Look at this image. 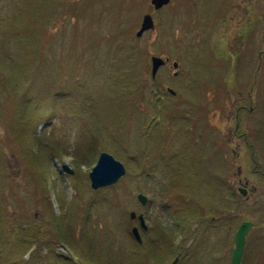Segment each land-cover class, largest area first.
Segmentation results:
<instances>
[{"label":"rangeland","instance_id":"obj_1","mask_svg":"<svg viewBox=\"0 0 264 264\" xmlns=\"http://www.w3.org/2000/svg\"><path fill=\"white\" fill-rule=\"evenodd\" d=\"M230 1L241 9V16L245 7H253L257 31L248 40L226 42L228 48H237L236 53L218 48L216 55L212 45L218 44L207 38L214 19ZM148 3L0 0L1 264H72L67 256L77 255L59 238L58 225L69 241L94 250V257L84 261L88 264H111L113 256L130 261L127 264H143L142 248H156L159 240L153 234L152 240L145 237L143 245H137L131 230L139 222L127 229L125 220L131 221L135 210L158 229L174 222L170 208L181 200H195L207 218L195 226V237L189 228L192 222L184 234L174 232L177 246L194 251L189 264H231L232 241L244 220L254 225L243 263L262 261L257 242L264 240V0H173L163 14L161 44L145 33L137 36L144 14L154 10ZM246 17L249 23L251 16ZM133 28L130 34L127 29ZM170 28L175 29L173 36ZM153 55L171 56L179 67H160L154 77ZM226 55L232 56V73ZM165 85L176 94L166 93V100L157 102ZM136 92L145 100L125 99ZM193 94L199 98L193 102L200 107L199 115H177V110L190 107ZM158 108L160 116L155 114ZM205 115L212 136L206 143L191 142L192 132L184 124L203 127L198 116ZM235 117L237 130L246 138L260 135L256 144L261 175L254 172L257 153L248 150L242 138L237 148L242 156L236 162L229 143L237 127ZM217 135L226 142L224 166L223 155L201 158L215 151ZM103 151L120 159L126 173L95 190L90 172ZM238 164L254 185L249 193L233 180ZM219 178L229 179L231 190L224 191ZM181 184L182 190H175ZM140 193L148 196L145 205L138 199ZM223 195L231 207L235 198L239 203L228 209ZM219 203L226 209L218 208ZM29 221L41 225L32 227L41 228L42 241L51 242L44 244L41 262L30 254L36 246L20 244L11 233L18 222ZM141 232L151 236L154 231ZM108 252L116 255L106 257ZM169 257L167 264L172 263Z\"/></svg>","mask_w":264,"mask_h":264},{"label":"trees","instance_id":"obj_2","mask_svg":"<svg viewBox=\"0 0 264 264\" xmlns=\"http://www.w3.org/2000/svg\"><path fill=\"white\" fill-rule=\"evenodd\" d=\"M149 1V0H148ZM226 3V2H225ZM148 7L149 8H153L152 7V5L150 4V3H148ZM225 7V6H224ZM223 7V8H224ZM223 11H221L220 12V15H222L221 13H222ZM218 17V16H217ZM216 17V18H217ZM216 22H214L213 24L215 25V27H216V29L217 30H219L220 31V28H219V26L217 27V24H215ZM226 25V24H225ZM224 25H222V27H223ZM209 41H211V40H209ZM220 41V40H219ZM214 43V41H211V43ZM216 42V41H215ZM221 43V42H220ZM217 44V43H216ZM213 47H212V53L213 54H216V50L219 48V46H217V49L215 48V46L214 45H212ZM220 48H223L225 51H227L228 53H236V50L235 49H230V48H228L227 47V45H226V41L223 43V45L220 47ZM214 50V51H213ZM217 55V54H216ZM262 56V55H261ZM219 57H221V58H223L222 56H219ZM232 56H230V55H226L224 58V60H225V62H226V64H227V69L229 70V72L230 73H232L231 72V70H230V58H231ZM260 60H261V57L259 58ZM195 82H196V85L199 83L200 84V81L199 80H197V79H195ZM234 82H236L237 83V81L235 80ZM235 84V83H234ZM190 85V84H189ZM195 84H193L192 86L194 87V86H196ZM143 86H144V84H143ZM217 88L216 89H219V86H216ZM159 89H161V87L160 88H158V90ZM194 90H197V92H198V89H197V86L194 88ZM171 94V95H174V94H172V93H168L166 90H165V94ZM217 94V93H216ZM250 94V93H249ZM218 95V94H217ZM251 95V94H250ZM164 96H166V95H164ZM195 95L193 94V101L191 100H189L187 103H191V105H190V107L189 108H187L186 109V111L184 112V111H181V110H177V115L179 114V115H182V114H184L185 113V115H183L184 117H187L188 116V114H193L194 112H197L198 113V115H199V111H197V110H200V107L199 106H195V104H193V102H195V101H197L199 98H196V97H194ZM252 97H254L253 95H251ZM138 98V101H141L142 99H144V94L142 93V92H136L135 93V95H128L125 99H128L129 98V100H133L134 98ZM160 98L162 97L161 95L159 96ZM160 98H157V102H162V100H160ZM264 98V97H263ZM219 99V98H218ZM145 100V99H144ZM137 101V102H138ZM185 101V100H184ZM187 101V100H186ZM218 101V100H217ZM252 101H254V100H252ZM262 102L264 101V99L263 100H261ZM167 102V101H166ZM169 102V101H168ZM140 104V103H139ZM141 105H142V103H141ZM163 105V104H162ZM252 106H251V108H250V110H252V108L253 107H255V105H253V103L251 104ZM163 107H167L166 106V104H164V106ZM192 107V108H191ZM159 108H160V106H159ZM159 108L157 109V111H155V114H158V116H160V111H159ZM144 109V111H145V108H143ZM161 109V108H160ZM196 109V110H195ZM262 109H264V105H263V107H262ZM202 111V110H201ZM159 112V113H158ZM170 111L167 109V111H166V113H169ZM164 113H165V110H164ZM171 113V115H172V112H170ZM174 117V116H173ZM205 117V118H204ZM204 118V119H203ZM198 119L199 120H203L204 121V125H203V127H200V128H197V126L196 125H193L192 123H188L187 125L186 124H184V126H185V128H187V131L188 132H192V135H193V140L191 139L190 141L191 142H198V141H200V140H202V143H204V142H206V141H203V138H199V137H196V136H199V135H201V133H200V129L204 132H207V134H209V136H212V132H211V130H210V132H208V129H209V126H211L208 122H207V115H205V116H198ZM192 122V121H191ZM203 128V129H202ZM236 129V128H235ZM238 129V128H237ZM241 129L243 130V128L241 127ZM245 135V134H244ZM243 135V136H244ZM243 136H242V139H243V141H244V143H245V145H246V147H248V150H252L253 149V151L255 152V153H257V167H256V169H257V171H254L255 173H257V174H259V175H261V171L259 170V165H261V161L259 160V156H258V153H260V151H258V143H257V138H259L260 137V135L259 134H255V133H253V135H250V137L249 138H246V136H244V138H243ZM254 136H255V139H254ZM190 139V138H189ZM257 143V144H256ZM208 145H209V147H210V142L208 143ZM28 146H30V144L28 145ZM201 146H203V145H201ZM209 153H207V154H204V155H206V156H201V158L204 160V161H209V160H211V159H214L216 156H222L223 154L225 155V152H224V150H222L221 148H220V146H219V144L218 143H216L215 144V151L214 152H210V151H208ZM224 155H223V160H222V166H224V163H225V159H224ZM261 155V154H260ZM201 158H200V161H201ZM222 158V157H221ZM260 158H261V156H260ZM262 166V165H261ZM219 180H220V182H221V186H222V189L224 190V191H229V190H231L230 189V183H228L227 181H225V180H223L222 178H219ZM182 186V187H181ZM228 187V188H227ZM178 188H180L181 190H182V188H183V185L181 184L180 186H177V187H175V190L176 189H178ZM180 189H178V190H180ZM177 190V191H178ZM176 191V192H177ZM224 196V195H223ZM223 199H225V196L223 197V198H221V200H222V202H223V204L225 205V207H228V209H231L232 207H236L237 206V204L239 203L238 202V200L235 198V203L232 205V207H231V205L227 202V201H225V203H224V201H223ZM227 202V203H226ZM189 203H191V205L193 206L192 207V209L194 210V212H192V209H190V208H187V204H189ZM190 205V204H189ZM217 205V204H216ZM236 205V206H235ZM201 206L199 205V204H197L196 203V201L195 200H191V201H186V200H181V201H179V202H177V204L176 203H172V206H171V211L173 212V219H174V222H172L171 224H162V225H158V226H160V228H158V230H157V232H156V239H158L159 240V242L155 245L156 246V248L157 249H161L162 247H166V248H170V249H173L174 251H173V253L170 255V257H169V260H170V258H173L175 255H177V253H180V252H185L188 248H187V246H184V245H182L183 247H181V245H178L177 246V244H179L178 242H176L175 240H174V232L175 231H177V230H179V231H181L183 234L185 233V229L187 228V226H190V224H191V222L193 223V225L191 226V227H189V228H191V230H192V232H193V237H195L196 235H197V232H198V230H195V226H197V224H199V222H201V223H203V222H205V219H207L206 218V216L203 214V210L200 208ZM224 206L222 207V205L219 203V206H218V208H220V209H226ZM184 208H186V210L184 209ZM220 211H222V210H220ZM215 217V216H214ZM190 221V222H189ZM224 221V220H223ZM190 223V224H189ZM224 223V222H223ZM36 222L35 223H33V222H31V221H29V222H21V223H19L18 222V225H15L12 229V234L15 236V238H16V240L20 243V244H23V243H28V245L30 246V245H32V246H36V248L35 249H33V252L32 253H30L31 254V257H33V258H35V257H37V259H38V261H40V258H41V252H43V250H44V246L46 245V244H48V245H51V242H44V241H42L41 240V237H42V233H41V228L39 227V228H37V227H32V226H36ZM225 224V223H224ZM226 224H228V223H226ZM225 224V225H226ZM37 225H40V224H37ZM210 223L208 224V225H206L205 227H204V229L206 230L208 227L210 228ZM41 226V225H40ZM33 228V229H32ZM182 234V235H183ZM46 235V234H45ZM58 236H59V238L62 240V239H64V241L69 245V247H71V249L73 250V252L77 255V257H78V259H79V264H88L87 262H84L85 260H87V257L89 256H92V253H94V250H92V248L90 249V247L89 246H86V248L88 249L89 248V252H87V250H86V248L84 249V247H82L83 245H78V244H75V243H73L72 241H69V237L68 236H65V235H63L62 233H61V231H60V226L58 225ZM200 238H202V237H198L197 239H200ZM203 238H204V236H203ZM134 239V238H133ZM192 239H194V238H192ZM198 241V240H197ZM72 242V243H71ZM46 243V244H45ZM135 243L137 244V245H139L138 244V242L135 240ZM177 243V244H176ZM234 243V238H233V241H232V244ZM45 244V245H44ZM260 244H262V246H263V248H260ZM140 246V245H139ZM257 247H258V250H257V253H258V251H259V255H261L263 258H262V261H260L259 262V264H264V240H262V242L260 243V242H257ZM2 249H5V247H3ZM189 251V250H188ZM118 254V253H117ZM3 254H2V252H0V264H1V262H2V259L4 258V256H2ZM113 255H116V254H113ZM113 255H111V253L110 252H108L107 254H106V257H112ZM247 252H246V249H245V254H244V256H245V258L247 257ZM30 256V255H29ZM119 256V255H118ZM118 256H116V257H118ZM194 256H195V254H194V251L193 252H191V251H189V259H187L186 258V255H183L182 256V258H181V261H180V263L179 264H189L190 262H191V260H193V258H194ZM92 257H94V256H92ZM142 257H143V255H142ZM252 257H254V256H252ZM190 258H192V259H190ZM118 259V258H117ZM117 259L113 256V263H111V264H124V263H126L127 264V262H130V261H126L125 259H121V260H119V261H117ZM253 259V258H252ZM146 261V258H144L143 257V263ZM13 262V261H12ZM15 262V261H14ZM41 262V261H40ZM39 262V263H40ZM246 262V261H245ZM243 263V264H246V263ZM93 264H101L100 262H98V263H95V261H94V263ZM247 264H252L251 263V260H250V262H248Z\"/></svg>","mask_w":264,"mask_h":264},{"label":"flooded vegetation","instance_id":"obj_3","mask_svg":"<svg viewBox=\"0 0 264 264\" xmlns=\"http://www.w3.org/2000/svg\"><path fill=\"white\" fill-rule=\"evenodd\" d=\"M172 3H173V0H171L170 4H167V5L163 6L161 9H158V10L154 9L152 12L147 11V13H145V14H152V16L154 17V20H155V26H154L153 29L147 30L144 33L147 35V37H150L151 39L159 38V43L160 44H161L160 40L164 36L163 27H162V25H164L163 24V19H164L163 14L165 12V9L169 5H171ZM239 9H238V5H236L234 1H230L227 4V6L224 8L223 12L221 13L222 15L219 14L218 17L214 19V22H216L215 24H217V27L219 26L220 31L216 29L215 25H213L211 30H210V32H209L207 40L208 41L209 40L216 41V43L218 44V46L220 48L225 41L229 42V43L231 41L240 42L244 38H246V40H248V38L255 36L256 31H257V29H256L257 19H254V16L252 15V13L254 11L253 7H251L250 9L245 7V12L243 13L244 15H242V16H241V9L240 10ZM245 14L251 16V19L249 20V23L247 21L248 17L245 18ZM237 17H238V20L235 21V19ZM166 19L170 21L171 25L173 24L174 21L171 19V17L170 18L166 17ZM243 19H245L246 21L244 22ZM166 25H168V23ZM222 25H224V26L222 27ZM136 26H134V28H136ZM134 28L133 29H127V30L130 32V34H133ZM170 30L172 31V36H173V33H174L175 29L170 28ZM122 31H126V29H124ZM215 48L217 49V46H215ZM236 49L237 48H235V50ZM164 58H167V60H166V63L162 67L167 66L168 68H171L173 66V63H174L172 57L168 56V55H165ZM176 71L173 69L172 73L175 74ZM176 75H178V74H176ZM165 86L163 88L164 89L163 90V94L161 95L162 97L160 98V100H162V101L166 100V98L164 97L165 90L168 93H171L169 91V88H171V87L169 85H165ZM236 124H237V127H236V129H235V131L233 133L234 135L231 136V138L229 140V143L231 144L232 153H233V155H234V157L236 159V162H238V161H240V158H241L242 155H241L240 151H237V148L240 146L239 144H240V142H242L241 138H242V136L244 134L237 130V128L239 126V122L237 121V117H235L234 126H236ZM221 134H222V132H221ZM217 136H219V143L218 144H219L220 148L221 149L222 148L223 149L226 148V142L221 137L222 135L221 136L217 135ZM196 137L203 138V141H206L207 138L211 137V136H209V134L207 135V133L201 131V135L196 136ZM254 138H255V136H254ZM204 143H206V142H204ZM234 144H236V148L234 147ZM224 152H226V151H224ZM228 161H229V163L232 162L230 160H228ZM226 162L227 161L225 160V163ZM242 174H243L242 173V167L238 164L237 172H235V174H234L235 178L233 180H234V182L236 184L238 183V184L241 185V187H240L241 191H244L243 190V186H244V187L247 188V191L246 190L245 191L249 193L250 187H252L254 185L251 184V180H250V178L248 176H243ZM224 180L229 183V179L226 178ZM255 189H256V186L254 187V190ZM145 218H146V221L148 222V217H147L146 214H145ZM137 220L139 221L138 218L134 219V221H137ZM125 224L127 225V229H128L129 225H131V221H129V220L126 221L125 220ZM158 228H160V226H158ZM152 230L154 231L153 233H151ZM157 230H158L157 227H154L153 224L149 225L148 228L143 230V231L144 232L149 231L151 233V236H149V234L145 235V233H144V235L142 234L143 239L145 237L146 238L148 237V238H151L150 240H152L153 234L156 235ZM150 250H152V253H151ZM173 251H174L173 249L166 248V247H164L162 249H157V248L151 247V246H147L146 248H142L143 257L146 258V261L143 264H155V263L156 264H167V263H165L166 262L165 257L167 258L168 256H170L173 253ZM180 253L182 254V256L186 255V258L189 259V257H188L189 256L188 249L185 252H180ZM180 253H177V254H180ZM67 257H68L69 261L72 264H79L78 257H76L74 255L71 256V257H69V256H67ZM162 258H164V259L162 260ZM170 263L171 262H169L168 264H170Z\"/></svg>","mask_w":264,"mask_h":264},{"label":"water","instance_id":"obj_4","mask_svg":"<svg viewBox=\"0 0 264 264\" xmlns=\"http://www.w3.org/2000/svg\"><path fill=\"white\" fill-rule=\"evenodd\" d=\"M171 0H151L155 9H160L165 4H168ZM154 20L150 14H147L142 23V27L138 32V35H142L146 30L154 28ZM166 59L160 56L152 57V74L156 76L158 70L164 65ZM179 63L174 62V67H178ZM171 91H173L171 89ZM64 169L71 171L70 167L65 164ZM126 173V167L124 163L118 160L113 154L103 151L97 161V164L90 172L91 185L93 189H99L100 187L108 186L116 183ZM140 201L146 204L148 197L142 193L138 195ZM131 217L134 219L138 217L140 219V225L142 228L147 229L146 220L144 214H137L135 211L131 212ZM254 222L250 220H244L235 235V247L233 249V255L231 264H242L243 256L245 252L247 235L250 229L253 227ZM132 232L138 241L142 242V237L138 227H133ZM180 260V255L176 256L171 264H177Z\"/></svg>","mask_w":264,"mask_h":264}]
</instances>
